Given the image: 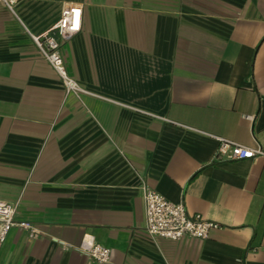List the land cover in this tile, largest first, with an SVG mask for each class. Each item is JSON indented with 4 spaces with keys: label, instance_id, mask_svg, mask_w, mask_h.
Returning <instances> with one entry per match:
<instances>
[{
    "label": "crops",
    "instance_id": "1",
    "mask_svg": "<svg viewBox=\"0 0 264 264\" xmlns=\"http://www.w3.org/2000/svg\"><path fill=\"white\" fill-rule=\"evenodd\" d=\"M72 5L60 53L81 94L26 32ZM213 136L264 149V0L0 2V199L39 231L13 227L0 264H100L84 234L105 264H264V158L216 160ZM142 182L221 228L151 237Z\"/></svg>",
    "mask_w": 264,
    "mask_h": 264
},
{
    "label": "built area",
    "instance_id": "2",
    "mask_svg": "<svg viewBox=\"0 0 264 264\" xmlns=\"http://www.w3.org/2000/svg\"><path fill=\"white\" fill-rule=\"evenodd\" d=\"M21 0H0L8 10L15 14V6ZM82 28V7H64L59 19L50 29L33 34L26 29L41 56L59 77L66 93L81 94L84 89L68 72L60 53L61 43L69 40ZM56 33L55 36L53 33ZM218 145L214 158L219 161H238L264 158V149L249 147L230 139L213 136ZM145 206V231L151 237L178 241L185 237L206 239L211 231L221 226L200 214L187 213L183 204L174 203L154 190L146 182L140 185ZM19 201L0 199V251L10 230L20 227L28 231L30 237L39 234L38 229L29 221L16 219ZM67 245H65V248ZM78 249L100 264L109 263L111 250L97 243L92 235L84 234Z\"/></svg>",
    "mask_w": 264,
    "mask_h": 264
}]
</instances>
